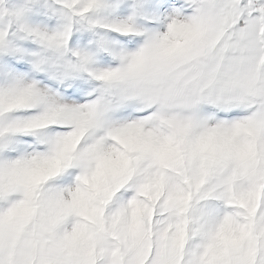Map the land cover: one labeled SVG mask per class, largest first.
I'll return each mask as SVG.
<instances>
[{
  "label": "snow or ice",
  "instance_id": "snow-or-ice-1",
  "mask_svg": "<svg viewBox=\"0 0 264 264\" xmlns=\"http://www.w3.org/2000/svg\"><path fill=\"white\" fill-rule=\"evenodd\" d=\"M0 264H264V0H0Z\"/></svg>",
  "mask_w": 264,
  "mask_h": 264
}]
</instances>
